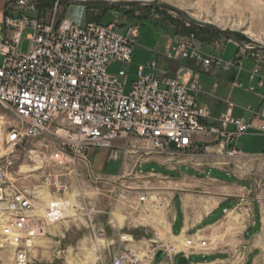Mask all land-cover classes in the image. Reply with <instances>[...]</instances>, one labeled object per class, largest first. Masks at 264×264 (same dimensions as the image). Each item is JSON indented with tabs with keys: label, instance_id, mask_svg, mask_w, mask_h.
I'll return each mask as SVG.
<instances>
[{
	"label": "built area",
	"instance_id": "2783aa9c",
	"mask_svg": "<svg viewBox=\"0 0 264 264\" xmlns=\"http://www.w3.org/2000/svg\"><path fill=\"white\" fill-rule=\"evenodd\" d=\"M116 28L115 21L56 19L54 13L43 20L37 0H9L0 8V106L15 116V124L5 136L8 148L24 145L31 162L66 169L89 162L88 150L112 149L117 139L127 136L149 141L153 151L168 154L186 150L196 135L209 134L215 137L220 152L235 157L239 155L233 145L237 136L249 131L264 133V106L249 117L232 116L229 106L210 122L208 106L196 101L200 86L189 65L177 67L170 75L157 60L138 64L130 83L123 69L109 73L110 62L131 61L139 37L138 24L125 25L122 32ZM25 30L29 31V47L22 53ZM197 40L189 31L181 40L170 42L165 56L191 61L205 70L214 65L240 68V58L249 56L255 65L248 77L256 79L258 86L263 84L264 52L239 49L225 61L198 47ZM231 85L246 89L239 80ZM33 140L40 145H33ZM12 164L9 156L0 164V217L5 219L14 264H29L35 241L46 233L49 223L60 219L61 212L59 207L58 211L51 207L38 215L35 194L21 185ZM46 181L57 191L66 188L65 182L51 174ZM149 241L142 256L124 250L112 264H150L159 251L175 260L178 251L172 246L158 237ZM185 244L194 245L192 240ZM204 245V240L199 243Z\"/></svg>",
	"mask_w": 264,
	"mask_h": 264
},
{
	"label": "rangeland",
	"instance_id": "374dc122",
	"mask_svg": "<svg viewBox=\"0 0 264 264\" xmlns=\"http://www.w3.org/2000/svg\"><path fill=\"white\" fill-rule=\"evenodd\" d=\"M111 1V0H108ZM131 1V0H118ZM157 2L172 6L183 12L192 21L203 25L217 26L232 32L245 46L264 47V0H138ZM9 0H0V8ZM44 5L45 3H40ZM55 3H57L56 9ZM39 7V6H38ZM41 10V9H40ZM79 12L86 20L100 23L117 22L121 25L138 24L139 37L133 47L131 61L122 63L112 61L108 72L117 74L125 70L131 79L138 64H146L156 59L162 52L167 40L179 38L192 27L175 14L148 5L113 6L66 3L64 0H50L40 11L43 20H48L54 13L56 19L62 17L77 18ZM194 28V27H193ZM117 32H122L119 28ZM28 30L23 32L20 51L26 53L29 41ZM197 43L218 49L222 60L235 57L240 48L221 33H212L196 29L193 31ZM213 51V50H210ZM216 52V51H215ZM241 74L251 70L255 62L249 56L240 58ZM122 82L123 78H119ZM250 81V80H249ZM254 83H246V89ZM162 87V86H161ZM255 88V87H254ZM128 91V85L125 88ZM256 92V89H254ZM15 124V116L0 106V164L6 156L11 157L12 171L22 186L32 190L36 197L37 214L44 215L50 201L59 202L60 221L49 223L46 233L38 238L31 250L29 264H112L113 258L124 250H135L140 256L149 246L150 239H166L169 204L161 199L166 180L136 172L135 169L115 172L122 163L108 157V149L94 148L87 152L89 162H77L74 166L61 169L53 166H39L27 157L26 146L8 148L5 136ZM39 146L40 142L33 140ZM217 166L234 176L241 184L230 181L224 184V191L219 197L230 198L240 194L246 185L254 197L256 205L264 210V158H248L237 163L236 158L223 154ZM210 163V162H209ZM157 168L153 164L140 166L142 172ZM62 180L66 188L57 191L46 181V176ZM208 175L224 181L231 180L226 174L210 169ZM219 186L207 190L197 187L200 192L218 191ZM159 192V193H158ZM228 202L226 207H231ZM63 218V219H62ZM158 235H155V232ZM145 245L143 246V244ZM146 243L148 245L146 246ZM148 248V247H147ZM0 264H14L13 247L7 240L5 219L0 217Z\"/></svg>",
	"mask_w": 264,
	"mask_h": 264
},
{
	"label": "crops",
	"instance_id": "0c3cea01",
	"mask_svg": "<svg viewBox=\"0 0 264 264\" xmlns=\"http://www.w3.org/2000/svg\"><path fill=\"white\" fill-rule=\"evenodd\" d=\"M74 19L79 22L89 21L81 12ZM124 26L117 24V28L121 30ZM182 37L183 35L167 40L163 51L158 52L154 60L158 61L159 66L166 68L170 75L182 65L193 68L194 77L200 86L196 101L208 106L210 122H215L229 110V106L234 117H249L253 111L264 106V82L258 86L256 79L249 81L246 74H241L237 67L223 69L214 65L205 70L191 61L167 58L165 55L170 42L181 40ZM197 45L205 52L222 58L221 54H217L218 49L210 47L205 50L204 46ZM261 75L264 77V69L261 70ZM134 77L135 72L131 79L127 73V82L130 83ZM234 80L243 84L246 81L254 83L256 92L232 86L231 82ZM229 129L233 130L234 127L229 126ZM233 145L239 152L238 156L233 157L237 163L248 158H264V133L249 131L241 134L235 138ZM223 154L225 153L217 148L215 137L209 134L196 135L186 150H173L168 154L153 151L149 141L134 136L119 138L114 147L108 149V157L122 163L114 173L135 169L140 174L166 180L164 191H161L166 196L158 192L161 199L164 202L167 200L166 203L169 204L164 241L178 251L176 257L185 255L188 264H264V210L256 205L254 197H249L251 191L246 185L244 190H240V194L231 195L230 198L219 197L228 192L223 190L224 184L230 181L241 184L234 176L217 166V161ZM143 164H153L157 170L142 172L140 166ZM210 169L226 174L231 180L224 181L208 175ZM200 186L207 190L219 186V189L217 192L195 190ZM228 202L232 203L231 207H226ZM186 240L193 241L192 248L185 244ZM203 240L205 245L200 247L199 243ZM175 263L176 258L170 260L164 251L157 252L150 262Z\"/></svg>",
	"mask_w": 264,
	"mask_h": 264
},
{
	"label": "water",
	"instance_id": "95a60500",
	"mask_svg": "<svg viewBox=\"0 0 264 264\" xmlns=\"http://www.w3.org/2000/svg\"><path fill=\"white\" fill-rule=\"evenodd\" d=\"M66 3H80V4H91V5H106V6H113V5H118V4H125V5H148L150 7H156V8H163L173 14H175L176 16H178L180 19H182L184 22H186L188 25L202 30V31H217L219 33H221L225 38H227L229 41L235 43L237 45L238 48L240 49H244V50H255V51H261L264 52V47H249V46H245L243 45L237 38L236 36L230 32L227 31L223 28H219L217 26H209V25H203L200 24L198 22L192 21L191 19H189L183 12H181L180 10L169 6L167 4H163V3H157V2H147V1H138V0H131V1H118V0H64ZM171 145L173 147H175V143L171 142ZM175 264H188L186 261V256L185 255H179L176 257V263Z\"/></svg>",
	"mask_w": 264,
	"mask_h": 264
},
{
	"label": "trees",
	"instance_id": "16d2710c",
	"mask_svg": "<svg viewBox=\"0 0 264 264\" xmlns=\"http://www.w3.org/2000/svg\"><path fill=\"white\" fill-rule=\"evenodd\" d=\"M37 1H40V3L42 2V3H45L43 6L42 5H40L39 3H38V6H39V11H41L45 6H46V4L50 1V0H37ZM91 6H93V7H99L100 5H91ZM41 9V10H40ZM89 21H94V20H91V19H88ZM98 22V21H97ZM190 30H193V31H195L196 30V28H193V27H188ZM212 33H219V32H217V31H211Z\"/></svg>",
	"mask_w": 264,
	"mask_h": 264
},
{
	"label": "bare ground",
	"instance_id": "6f19581e",
	"mask_svg": "<svg viewBox=\"0 0 264 264\" xmlns=\"http://www.w3.org/2000/svg\"><path fill=\"white\" fill-rule=\"evenodd\" d=\"M0 139H1V136H0ZM61 204L59 202H52L50 201L49 205L47 208H51L55 211H58V207L60 206ZM61 218V217H60Z\"/></svg>",
	"mask_w": 264,
	"mask_h": 264
}]
</instances>
